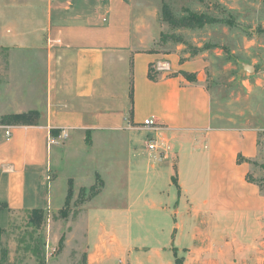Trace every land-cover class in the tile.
<instances>
[{"label": "crops", "instance_id": "crops-1", "mask_svg": "<svg viewBox=\"0 0 264 264\" xmlns=\"http://www.w3.org/2000/svg\"><path fill=\"white\" fill-rule=\"evenodd\" d=\"M139 1L0 0V49L43 51L47 77L41 121L0 124V203L60 210L70 180L99 175L103 190L86 210V264L260 263L264 184L248 177L264 164V75L222 85L209 78L208 54L136 49ZM163 62L171 73L157 70ZM152 117L159 129L144 127ZM143 132L158 155L139 151Z\"/></svg>", "mask_w": 264, "mask_h": 264}, {"label": "rangeland", "instance_id": "rangeland-1", "mask_svg": "<svg viewBox=\"0 0 264 264\" xmlns=\"http://www.w3.org/2000/svg\"><path fill=\"white\" fill-rule=\"evenodd\" d=\"M138 3L134 19L136 49L180 53L183 57L193 52L208 54L212 63L209 78L222 85L262 79L264 0H140ZM191 16L196 23H186ZM45 62L43 51L0 49V122L10 114L28 117L20 124L41 121L46 107ZM245 65L255 67V74L244 72ZM257 72H260L258 76ZM241 94L246 93L241 91ZM151 138L150 132H143L138 147L143 154L152 153V157L159 153L148 149ZM260 140V145H264L263 135ZM86 143H90L89 138ZM68 147L65 142L61 149ZM81 154L84 156L86 152ZM81 163H86L84 158ZM254 165L262 175L250 177L263 185L264 164L257 161ZM88 169L86 166L80 173ZM72 172L78 176L77 170ZM48 174L44 173L40 183L43 196L49 190ZM70 181L72 196L60 210H43L37 215L39 220L35 219L34 211L0 210L7 211L5 216H0V264H86V210L104 184L99 175L79 185ZM61 183L65 188V182ZM28 186L30 190V182ZM47 206L44 198L42 207ZM261 251V262L255 264H264V248ZM120 260L116 259L114 264H121Z\"/></svg>", "mask_w": 264, "mask_h": 264}, {"label": "trees", "instance_id": "trees-1", "mask_svg": "<svg viewBox=\"0 0 264 264\" xmlns=\"http://www.w3.org/2000/svg\"><path fill=\"white\" fill-rule=\"evenodd\" d=\"M194 18L195 17H190V18H188L187 19V21H186V23H188V24H193V23H196V22H194ZM197 23H199V21L197 22ZM150 53H155L156 51H153V50H151V51H149ZM197 53H195V52H193V53H191V56H195ZM156 74H157V72H155V70L153 69V67L150 69V78L152 79V80H155L156 79ZM26 118V116H21V115H15V114H10V115H6V116H3L2 118H1V122H0V124H2V125H34V124H20V121L22 120V119H25ZM26 119H28V117L26 118ZM25 119V120H26ZM36 124V123H35ZM241 161H245V159H243V158H241L240 157V162ZM248 162H250L251 163V161H248ZM248 181H250V182H255V180L254 179H252L251 177H248ZM72 193H73V187H72V183H71V181H70V183H69V190H68V196H67V199H66V202L68 201V199L72 196ZM5 208H7V205L5 204V203H0V210H3V209H5ZM34 213L36 214V216H35V219H38V216L37 215H39V214H42L43 213V210H34ZM39 220V219H38ZM1 228H0V232H1Z\"/></svg>", "mask_w": 264, "mask_h": 264}, {"label": "built area", "instance_id": "built-area-1", "mask_svg": "<svg viewBox=\"0 0 264 264\" xmlns=\"http://www.w3.org/2000/svg\"><path fill=\"white\" fill-rule=\"evenodd\" d=\"M157 70L159 72H163V73H171L172 72L171 65L169 62L159 63L157 65ZM143 125H144V127H146L147 129H150V130H156V129L160 128L158 121L154 117L145 120ZM6 135L9 137L10 133L7 132ZM67 137H68V134L66 132H63L60 139L65 140V139H67ZM51 143L52 144H58L59 142L56 139H52ZM148 148L150 151L158 150L159 147H158V143L156 142V140L151 139L149 141Z\"/></svg>", "mask_w": 264, "mask_h": 264}, {"label": "water", "instance_id": "water-1", "mask_svg": "<svg viewBox=\"0 0 264 264\" xmlns=\"http://www.w3.org/2000/svg\"><path fill=\"white\" fill-rule=\"evenodd\" d=\"M244 72H249V73L255 74L256 68L253 66L245 65L244 66Z\"/></svg>", "mask_w": 264, "mask_h": 264}]
</instances>
